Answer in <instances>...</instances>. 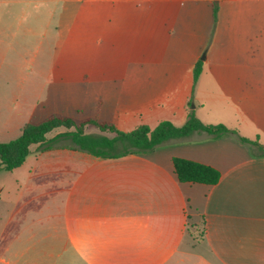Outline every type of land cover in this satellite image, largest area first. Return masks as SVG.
<instances>
[{"label": "crops", "instance_id": "1", "mask_svg": "<svg viewBox=\"0 0 264 264\" xmlns=\"http://www.w3.org/2000/svg\"><path fill=\"white\" fill-rule=\"evenodd\" d=\"M25 1L0 0V6L27 11ZM226 1L234 3L227 8H231L229 14L220 8L218 24L223 20V25L249 30L256 26L257 16L264 17V0H220ZM160 7L165 6L148 7V22L155 17L157 23L155 12ZM183 10L190 16L191 10ZM59 20L63 25L64 17ZM22 21L31 34V24L25 18ZM143 21L144 15L138 24ZM182 29L185 35L187 30ZM171 33L175 34L174 28ZM145 34L167 36L157 27ZM205 47L184 67L142 65L125 70L115 106L107 110L105 98L98 93L96 116L89 118L113 123L125 133L142 125L154 129L164 121L181 127L195 104V114L204 124H223L264 145V85L255 83L261 72L250 67L207 68L208 57H201ZM244 51L249 57L250 50ZM153 55L140 54L141 64H150ZM38 61H27L32 64L30 70L45 73L36 69ZM199 61L202 73L195 82ZM1 71L0 51V82H17L12 90L17 93L5 106L22 122L27 108L35 109L34 104L27 105L26 79L17 72ZM3 107L0 104V114L6 112ZM22 128L0 126V133L15 132L17 139ZM86 132L114 137L93 127ZM36 148L28 156L33 163L27 197L21 198L27 204V217L21 218L27 227L9 257L0 255V264H264V155L237 135L215 138L195 132L148 154L113 158L81 154L71 145L38 152ZM174 158L216 169L221 174L219 182L182 183Z\"/></svg>", "mask_w": 264, "mask_h": 264}, {"label": "rangeland", "instance_id": "2", "mask_svg": "<svg viewBox=\"0 0 264 264\" xmlns=\"http://www.w3.org/2000/svg\"><path fill=\"white\" fill-rule=\"evenodd\" d=\"M233 3L216 0V17V4H208L207 0H27V11L18 7L8 11L1 5V72H17L21 79H26L27 105L34 104L35 109L27 108V117L24 116L22 122L17 120L5 106L17 93L12 91L17 82L12 80L8 84L1 81L0 104L6 112L0 114V126L18 125L22 128L25 124H38L54 114L77 121L95 117L100 101L98 93L105 98L107 110L115 106L125 70L142 65L163 69L184 67L203 46L206 47L201 57H208L204 61L205 67L255 68L257 73L261 72L255 76V83L264 85V32H260L264 29V17L257 16L256 26L249 30L223 25V20L218 24L220 8L229 14L231 8H227ZM155 5L165 7L155 12L157 23L153 22L155 17L148 22L151 18L148 7ZM184 8L191 10L190 16ZM142 15L144 21L139 25ZM61 16L64 17L63 25L59 20ZM24 18L31 24V34L27 33L28 25L23 24ZM217 25L220 26L218 30ZM151 27L161 28L167 36L146 35L145 31ZM184 27L187 30L185 35ZM173 28L174 35L171 33ZM138 30H143L144 34H139ZM168 35L173 39L167 40ZM248 36L251 41H248ZM221 43L224 47L220 46ZM247 48L251 52L249 57L244 51ZM140 54H154L152 57L155 59L150 64H141ZM33 58L41 60L36 69L45 73L30 70L32 64L27 61ZM143 61L148 62L147 59ZM89 82H92L91 87ZM194 105H191L193 110ZM9 119L17 122H9ZM61 132L54 131L48 138ZM0 134L11 136L1 137L0 143L16 138L15 132ZM49 144L51 148L71 145L84 153L64 138ZM45 149L48 148L37 147L35 152ZM30 158L12 172L0 170L2 257H9L27 227V221L21 220L27 217V204L21 198L27 197L28 172L33 163Z\"/></svg>", "mask_w": 264, "mask_h": 264}, {"label": "trees", "instance_id": "3", "mask_svg": "<svg viewBox=\"0 0 264 264\" xmlns=\"http://www.w3.org/2000/svg\"><path fill=\"white\" fill-rule=\"evenodd\" d=\"M212 4H216V0ZM214 12L216 17L217 4ZM202 65L201 61L196 65L195 82L202 73ZM89 127L99 130L102 134H112L114 137L89 134L86 132ZM61 129L64 131L51 139L48 138L52 132ZM195 132H205L215 138L234 134L243 143L255 147L264 155V145L258 140L243 137L223 124L206 125L197 118L194 110L189 112L186 123L181 127L164 121L154 129L142 125L129 133L121 132L113 123L100 121L98 118L77 121L71 117L54 114L38 124H26L17 139L0 143V170L12 172L20 168L31 154L32 147L51 148L49 143L62 138L70 140L81 151L92 157L113 158L128 154H148L169 141L186 139ZM173 162L176 174L182 183L215 185L220 180V172L210 166L183 158H174Z\"/></svg>", "mask_w": 264, "mask_h": 264}, {"label": "water", "instance_id": "4", "mask_svg": "<svg viewBox=\"0 0 264 264\" xmlns=\"http://www.w3.org/2000/svg\"><path fill=\"white\" fill-rule=\"evenodd\" d=\"M202 60H204V58H202ZM193 108H195V106H193Z\"/></svg>", "mask_w": 264, "mask_h": 264}]
</instances>
